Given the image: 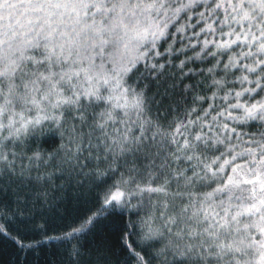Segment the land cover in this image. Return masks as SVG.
Here are the masks:
<instances>
[{
	"label": "trees",
	"instance_id": "obj_1",
	"mask_svg": "<svg viewBox=\"0 0 264 264\" xmlns=\"http://www.w3.org/2000/svg\"><path fill=\"white\" fill-rule=\"evenodd\" d=\"M73 2L74 0H0V72L7 71L10 74L3 81L0 109L10 99V84L18 85L16 93L20 96H23L26 91L32 96L47 95L49 94V83L55 84L64 73L79 72V77L72 76L71 83L80 91H87L92 87L91 82L86 79L90 73L84 71L89 69L90 61L83 57L89 56L98 49L86 50L87 43L83 38L85 34L91 38L93 33L90 26L94 22L97 27L101 26L103 18L97 13L96 8L73 11L70 7L55 9L46 6L50 3L71 4ZM85 2L96 3L97 6L99 3H105L111 7L112 3H121L124 0H110V2L109 0H85ZM128 2L140 5V8L135 11L139 16L141 28L149 24L155 27L159 22L160 27L164 24L168 25L166 31L176 33V29L182 26L185 31L177 34L183 37L182 41L177 40L173 43L172 38L165 36L157 42V50L164 52V56H153L148 63L165 65L158 76H149L142 61L138 65L139 71L124 78L126 81L124 87L131 86L137 92L142 90L149 100L145 114L140 118V123L145 120L152 121L151 125H145L146 135L149 137L146 143L150 145V155L149 159H145L143 153L138 158L125 154V158L117 161L120 165L117 177L120 174H123L124 179H128L129 175L135 176L136 173H130L129 169L136 168L141 175L137 176L135 184L130 185L131 191H135L138 184L141 186L146 184L150 174L154 179L157 176L160 177L153 185L158 186L167 178L161 173L168 168L167 162H170V171L174 178L170 181L169 192L185 193L177 199L176 203L180 204L183 201L181 204L183 207L199 201L205 207H210L212 218L199 224L195 220L188 222V230L199 233L197 237L185 236L181 239L167 231H157L152 239L142 240L144 231L139 225L156 211L154 205L157 196L153 194L149 199L148 194L136 195L131 198L129 207L122 212L116 211L102 216L94 225L85 228L83 233L77 234L78 240L73 239L71 244L61 243L59 237L67 225L82 226L80 221L85 209L95 210L99 206L104 190L112 182L109 174L97 176V173H105L108 168L107 163L100 162L106 155L103 149L112 142L113 138H119L128 127H131L132 133L139 135V123H131L137 120V116L135 113L124 116L123 112L116 109L118 115L115 122L107 120L106 116L102 119L99 114L111 110L110 105L104 101L82 98L83 107L80 112L73 109L72 116H66L67 127L70 129L75 125L78 132L82 131L86 137L90 135L91 148H89L88 138H85L83 141L85 150L83 153H76L75 145L69 140V134L65 132L61 139L55 123L51 121L44 122L43 131L39 135L33 136L21 132L18 139L10 136L9 133L19 127V123L16 122L19 118L15 114L21 111V106L13 100L7 105L8 111L0 116V124L7 126L11 122L13 125L0 130V152L6 154L14 165V168L7 164L0 167V206L4 209L0 212V217H2L0 223L6 224L9 231V234L0 235V264H135L129 249L125 247L124 233L132 231L126 229L125 226L130 221L135 222L137 227L133 231L131 240L127 242L134 241L138 244L136 251L150 259L151 264H207V261L211 264H262L260 255L264 250L260 249L259 242L264 241V236L261 235L259 228L264 227V222L260 220V216L264 213L240 217L242 223L233 224L230 228H224L221 225L227 219L224 215L225 210L229 215H235L237 211L250 206L247 197H250L253 186L259 194V184L256 183L258 177L252 174V169L255 168L257 173L264 171V166L253 163L254 157L262 158L261 146H264V137L261 134L264 133V121L258 119L244 121L243 114L238 110H232V115L237 116V120L225 121L224 117H217L213 123L212 117L216 116L217 112L224 111L230 103H256L264 97V92H260L259 96L255 93L251 96L245 94L239 101L232 96H229L227 101L223 99L229 92H240L244 88L255 86L254 83L241 84L240 77L247 75L248 79L254 82L259 75V72L257 74L246 73L241 70L242 65L247 64L249 67H254V62L264 59V56L256 53V49L260 47L257 42H253L254 47L233 45L227 50H217L209 45L208 49L201 51L205 40L222 43L229 39L227 35H221V30L223 33L245 31L249 21H241L244 27L235 22L224 23L225 20H230L231 16L240 19L231 7H226L229 3H239L240 0H215V3L223 2L225 7L217 9L210 19L201 22L199 26H196V22L200 20L198 13L208 12L215 8L213 0H207V3L205 0H200V4L195 6L197 15L190 21L189 18L193 17L191 9H185L178 15L175 14V9L180 7L178 0H128ZM184 2L187 3L188 0ZM260 2L261 0H244V3L249 6ZM6 4L16 5V7H7ZM29 5H45V7L33 11ZM149 5H155V7L149 8ZM144 9L147 11H143ZM126 11H131V9H126ZM244 11H249V7H245ZM253 11L259 13L260 10L256 8ZM117 12H120L119 8ZM260 19L264 17L257 16V22L253 27L256 35H259L258 21ZM189 24L194 27H189ZM208 24H212L216 29L215 34L201 33L198 37L194 35V32H200V29L206 28ZM85 25L89 27L85 28ZM52 29L55 31L53 32ZM104 38H108L107 34ZM235 38V35L231 37V39ZM189 43L193 45L192 48L186 47ZM82 44L83 47H81ZM170 45L175 51L165 52L164 50ZM120 51H123L122 47ZM209 51L218 52V55L213 58L208 55ZM248 51H252L254 55L240 60L237 67L225 69V65L230 61L235 62L238 54ZM113 52L114 49L110 48L109 53ZM50 53L52 54L51 62L45 61L44 57ZM197 54L201 57L200 59L195 58ZM28 57L31 59H27ZM65 57L67 60L64 59ZM187 57H193V59L189 60ZM116 58L118 61V54ZM37 60L41 61L43 66L37 65L35 63ZM93 60L97 66L105 60L108 61L104 64L105 69L119 67L118 63H113V57L110 55L95 56ZM182 60L185 61L183 72L177 67ZM217 60H222L223 63L217 64ZM13 61H16L24 71L17 69L12 74L11 70L15 67ZM209 69L212 71L209 72ZM50 73H55L50 81L38 79L39 75L48 76ZM183 73H188V76L185 77ZM30 81L35 82V85L29 83ZM214 81L223 83L216 85ZM26 83L28 89L24 87ZM62 85L55 91L67 92L68 85L63 82ZM186 85H192L191 89L185 91ZM34 89H39V91ZM101 94L107 97L108 92L101 90ZM201 96L206 99H196ZM252 96H256V99L253 100ZM62 98L64 97L52 94L50 102H42L40 107L49 115H59L64 108L53 109L51 104ZM210 104L215 107L214 111L209 109ZM30 107L24 109L29 119L37 115L35 110L29 111ZM192 108H196L197 111L192 116H188L187 112ZM204 110L210 112L207 118L201 119L200 124L189 125L186 130H182L184 137L191 140L193 148L178 151L177 145L170 142L172 132L181 123L187 124L189 120H194L197 116L203 117ZM45 111L39 114L43 115ZM80 115L86 118V124H82L79 119ZM73 117L76 118L73 119ZM105 121H107L105 128L108 134L107 140L104 139L100 130L93 133L90 127L95 123ZM169 122H172L171 127H169ZM225 122L229 128H235L240 135L227 139L223 131ZM153 133L157 135L153 137ZM196 136H202L203 139L198 141L195 139ZM4 137L7 139H3ZM217 139L224 140V143H216ZM184 142L185 139H179L180 145ZM61 145L67 147H61ZM57 150L58 154L55 158L49 159V154ZM69 150L79 156V162L73 159L71 164L64 165L65 170L61 172L60 162ZM37 151L42 154L43 159L29 160V157ZM157 152L159 155H156ZM229 152L232 156H236V160L231 167H225L228 176H235L238 181L253 180L254 185L240 184L238 188L232 187L227 194L213 193V189L221 186V181L227 182L228 176L219 174L215 178L201 179L200 177H204V166L210 164L221 153H224V159H231ZM90 153L93 158L86 159ZM238 153L243 155H237ZM176 156L180 159L176 160ZM188 156H192L193 159L189 161ZM221 164L223 160L218 161L214 167ZM237 164L243 169L238 176L232 172V168H235ZM81 165L86 166L81 168ZM161 165H165V169H162ZM178 171L183 173V177L177 175ZM194 173L197 175L194 176ZM36 177H43V179L37 180ZM185 177L192 178L191 184ZM101 180L107 183L101 184ZM188 193H191V200ZM206 193H213V195L206 199ZM195 211L196 207H193L188 215ZM216 213L219 215L217 216ZM249 224L253 227L245 229L244 226ZM39 225H46V227ZM184 226L183 223L180 224V228ZM160 227V222L154 224L156 230H160ZM237 228L240 231H237ZM205 229L213 235H209ZM176 231L179 229L173 228V232ZM21 240L23 245L20 243ZM240 240L244 243L240 244ZM252 241L257 242L249 247ZM209 244L212 245V250L219 255L208 256L205 261L199 254L206 255ZM189 245L194 247V251L184 255ZM218 245H231L233 249L240 247L241 251H229L227 247L221 248ZM77 246L80 255H70V251Z\"/></svg>",
	"mask_w": 264,
	"mask_h": 264
},
{
	"label": "snow or ice",
	"instance_id": "obj_2",
	"mask_svg": "<svg viewBox=\"0 0 264 264\" xmlns=\"http://www.w3.org/2000/svg\"><path fill=\"white\" fill-rule=\"evenodd\" d=\"M178 3L180 4V7H177L175 9L176 15H178L185 9L193 10V17H190L189 21L197 15V13L195 12V6L200 4V0H188L187 3H185L184 0H178ZM205 3H207V0H205ZM213 3H215V0H213ZM5 6L11 8L16 7V5L10 4H6ZM46 6L55 9H59L61 7H70L73 11L77 9H89L90 7L96 8L97 13L100 14L103 18V24L101 26L97 27L95 22L92 26H90L93 36L90 38L87 34H85L83 38L85 43H87L86 50L98 49L97 51L91 53L89 56L83 57L90 61L89 69H86L84 71L90 73L89 75H87L86 79L91 82L92 87L87 91H80L76 88L74 84L71 83L72 76L79 77V72H74L72 74L64 73L60 76V79L57 80L55 84L49 83V94L47 95L32 96L26 91L23 96H20L16 93V88L18 87V85L10 84V99H8L6 101L5 106L0 109V114H4L8 111L7 105L11 104L13 100H15L17 105L21 106V111L15 114L19 118L16 121L17 123H19V127H16L14 131H11L9 133L10 136L18 139L21 132L33 136L39 135L43 131L44 122L51 121L55 123L56 130L59 132L61 139L63 138L64 133L67 132L69 134L70 142L75 145L76 153H83V151L85 150L83 147V141L85 138H88L89 148H91V137L90 135L86 137V134L82 131L78 132L75 125H73L69 129L67 127L68 121L66 119V116H72L73 109H75L77 112H80L83 107L82 98L84 97H87L89 100L104 101L107 105H110L111 110L101 112L99 114L102 119L106 116L107 120H112L113 122H115L116 116L118 115L115 110L119 109L121 112H123L124 116H129L131 113H135L137 116V120L132 121L131 123H139L140 125L138 128V131L140 133L139 135L132 133L131 127H128L120 135L119 138H113L112 142L108 144L105 149H103L106 155L104 159L100 162L107 163L108 168L105 170V173H97V176H104L105 174H109V178L112 182L108 184L107 188L104 190L103 197L102 199H100L99 206L96 207L95 210H93L92 208L85 209L84 215L80 221L82 226L78 227L74 225H67L65 231L59 237L60 242L71 244V241L73 239L78 240L79 237L77 234L83 233L85 228H89V226L94 225L97 220L100 219L102 216H105L106 214L110 215L116 211L122 212L124 209L129 207L132 197H135L136 195L143 196L144 194H148L149 199H151V196L155 194L157 196V201L154 205L156 211L152 215L144 219L139 225L140 228L144 231L142 240L152 239V237L157 234V231H167L168 233L173 234L181 239L185 236H199V233L188 230V222L195 220L196 223L199 224L202 221H208L209 219H211L212 217L210 207H205V205L199 201H197L196 204L189 203L188 205L183 207H181L183 201H181L180 204L176 203L177 199L179 197H182L185 193L169 192V188L171 186L170 181L174 178L171 175L170 162H167L168 168L161 173V175H164L167 178L164 179L158 186L153 185L156 184V181L160 179V177L157 176L154 179L150 174L146 184H144L143 186L138 184L135 191H131L130 185L135 184L137 176L141 175V173H139L136 168L129 169L130 173H136L135 176L129 175L128 179H124L123 174H120L117 177V173L120 172V165L117 163V161L121 158H125V154H130L138 158L139 155L143 153L145 159H149L150 155V145L149 143H146V141L149 140V137L146 135L145 125H151L152 121L145 120L143 121V123H140V118L144 116L146 106L149 103V100L142 90L137 92L131 86L124 87V84L126 83L124 78L126 76L130 77L131 74L139 71L138 65L142 61L144 62V67L148 72L149 76H158L160 70L163 69L165 65L148 63V61L152 59L153 56H164V52L157 50V42L161 41L162 38H164L165 36L172 38L173 43H176L177 40L182 41L183 37L177 36V34L184 32L185 28L182 26L176 29V33H172L170 31H166V29L168 28L167 24H164L163 27H160L159 22L156 23L155 27L149 24L146 27L141 28L139 16L135 11V9L140 8V5L138 3H130L128 2V0H124V2L121 3H112L111 7H108L105 3H99V6H97L96 3L90 4L88 2H85V0H74V2L71 4L50 3ZM29 7L33 11H36L42 7H45V5H29ZM148 7L152 8L155 7V5H149ZM161 7H164V5H161ZM221 7H225L223 2L215 3V8H213L211 11L198 13V15L200 16V20L196 22V26H199L201 22L210 19L216 13V10L220 9ZM226 7H231L233 9V12H235L236 15L240 16V19H236V16H231V19L225 20L224 23L228 24L235 22L236 24H241V21H249L250 23L246 26L245 31L242 33H223V31L221 30V35H227L229 39L222 43H216L214 40H205L203 42V46L201 47V51L203 52L205 49H208L209 45H212L217 50H227L231 49L233 45L254 47L253 42H257L260 44V47L256 49V53L260 54L261 56H264V19H260L258 21L260 26L259 35H256L253 32V27L257 22V16L264 17V0H261L259 4L253 3L250 6L245 4L244 0H240L239 3H229ZM245 7H249V11H244ZM117 8L120 9V12H117ZM256 8H259V13L253 11ZM126 9H131V11H126ZM143 11L146 12L147 9H144ZM77 23H79V20H77ZM188 26L194 27L190 24ZM241 26L244 27L243 24H241ZM88 27V25H85V28ZM52 31L54 32L55 29H52ZM81 31H83V29ZM215 32L216 29L213 27V25L208 24L206 28H201L200 32H194V35L197 37L200 36L201 33L213 35L215 34ZM105 34H107L108 38H104ZM61 35H65V33H61ZM77 35H79V33H77ZM233 35H235V39H231ZM197 44H199V41H197ZM83 46L84 45L82 44L81 47ZM121 47L123 48L122 52L120 51ZM186 47L192 48L193 45L189 43L188 45H186ZM110 48L114 49L113 53H109ZM164 51L170 53L172 51H175V49H173L170 45L169 48L165 49ZM79 54V51H77V55ZM117 54L118 61L116 58ZM51 55L52 54L50 53L49 55L45 56L44 60L51 62ZM69 55H71V53H69ZM108 55L113 57V63H118L119 67L114 69H105L104 64L108 62L106 60L99 66L95 65L93 57H105ZM208 55H211L213 58H215L218 55V52L209 51ZM253 55L254 53L252 51L238 54L235 62L230 61L229 64L225 65V69L229 67H237L240 60L250 58ZM187 58L189 60L193 59V57ZM195 58L200 59L201 57L199 56V54H197ZM27 59H31V57H28ZM64 59L67 60V57H65ZM12 63L15 64V67L11 70L12 74H14L17 69H19L21 72L24 71L22 68H20V65L17 64L16 61H13ZM35 63L37 65L43 66V63L39 60L35 61ZM220 63H223V61L217 60V64ZM254 63V67H249L247 64H243L241 70L245 71L246 73L253 74H257L259 72L257 79L253 82L248 79L247 75H244L240 77L239 80L241 84L247 82L249 84L254 83L255 86L251 88H244L243 91L240 92H229L223 97L225 101L229 99V96H232L237 101H239L241 97L245 96V94L251 96L252 93H255L256 96H259L260 92H264V59H260ZM184 66L185 61L183 60L180 61L179 65H177V67H179L182 72ZM208 71L211 72L212 69H209ZM9 75V72L7 71L0 72V95L3 94V81ZM53 75H55V73H50L48 76L39 75L38 79L42 81H50ZM183 75L186 77L188 76V73H183ZM62 82L68 85L67 92H56L55 89L63 86ZM29 83L35 85V82L30 81ZM213 83L216 85H222L223 82L214 81ZM24 87L25 89H28V84H24ZM191 87L192 85H186L185 91L190 90ZM34 90L39 91V89ZM101 90L108 92L107 97L101 94ZM52 94L64 97L62 99H58L56 103L51 104V107L53 109H60L61 107L64 108V111H61L59 115H49L46 113L45 110H42L40 107L42 102H50V96ZM256 96H252V99L255 100ZM196 99L205 100L206 98L201 96L197 97ZM29 106H31L29 111L35 110L37 112V115L32 116L30 119L24 113V109L28 108ZM209 109H212L214 111L215 107L210 104ZM232 110H238L239 112H241L243 114L244 121H247L249 119H258L264 121V97H261L259 100L256 101V103H230L224 111H219L217 112L216 116L212 117V122L214 123L217 117H224L225 121L237 120L238 117L232 115ZM42 111H45V114H39ZM196 111V108H192L187 112V115L192 116L196 113ZM209 115L210 112L208 110H204L203 117L197 116L196 119L189 120L187 124L181 123L176 126V128L172 132V140L170 142L177 145L178 151L191 150L193 148L191 140H188L184 137L182 130H186L189 125L200 124L201 119L207 118ZM75 118L76 117H73V119ZM79 119L81 120L82 124L87 123V120L83 115H80ZM121 122L123 123L124 121ZM12 126L13 125L11 122L7 126L4 124H0V130L10 128ZM171 126L172 122H169V127ZM90 127L92 128L93 133L96 130H100L104 135V139H108V134L107 132H105V128L107 127V121L103 123H95ZM223 131L227 139H231L233 136L240 135L236 132L235 128H229L226 122L223 125ZM155 135H157V133H153V137H155ZM261 135L262 137H264V133H262ZM3 139H7V137H4ZM179 139H185L183 145L179 144ZM195 139L199 141L203 139V137L196 136ZM216 143L223 144L224 140L217 139ZM61 147L67 146L61 145ZM249 152L251 153V150H249ZM57 154L58 150L49 154V159H54ZM156 155H159V152H157ZM228 155L231 156V159H224V153H221L219 156L213 159L210 164H206L203 169L204 177L200 178H215L219 174L228 176V173L225 172V167H231L236 160V156H232L231 152H229ZM237 155L243 154L238 153ZM261 157L262 158L260 159H256L254 157L253 163L258 166H264V146H261ZM92 158L93 157L91 156V153L88 157H86V159L89 160H91ZM32 159L42 160L43 157L42 154L37 151L33 153L32 157H29V160ZM73 159L79 162L78 155H74L70 150L67 151L64 159H62L60 162L59 170L63 172L65 170L64 165L71 164ZM96 159H99V157H96ZM175 159L179 160L180 157L176 156ZM187 159L191 161L193 157L188 156ZM220 160H223V164L219 165L218 167H214L218 164V161ZM44 162L47 163V161ZM5 164L10 166L11 168H14V165L8 159V156L3 152H0V167H4ZM85 166L86 165H81V168ZM161 168L165 169V165H161ZM242 170V166L239 164H237L235 168H232V172L236 174V176H238L239 172ZM252 174L258 177L256 183L259 184V194H257L256 187L253 186L251 189L250 197H247L250 203L249 207L244 208L241 211H237L235 215H229L228 211L225 210L224 215L225 217H227V219L224 220V223L221 225V227L230 228L233 224L239 225L240 223H242L240 217H250L257 213H264V171L257 173L255 168H253ZM177 175L183 177L182 172L178 171ZM195 175L197 174L194 173V176ZM36 179L40 180L43 179V177H36ZM185 179L188 181L189 184H191V177H185ZM100 183L105 184L107 183V181L101 180ZM220 183L221 186L213 189V193L227 194V192L230 191L232 187L238 188L240 187V184L254 185L253 180L238 181L235 176H228L227 182L221 181ZM213 193H206V199L210 198ZM97 195L99 198V194ZM170 196L171 199H169ZM188 196L191 200V193H188ZM193 207H196V211L192 212L191 215H188ZM3 211V207L0 206V212ZM216 215L218 216L219 213H216ZM0 219H2V217H0ZM260 220L264 222V214L260 216ZM157 222H160L161 224L160 230H156L154 228V224ZM181 223L185 225L184 228H180ZM39 226L46 227V225ZM125 227L126 229L132 230L125 231L124 237L126 240L125 247L129 249V253L131 257L134 258L135 264H151L150 259L146 258L145 255H141V252L136 251V248L139 247L138 244H136L134 241L132 243L127 242L131 240V236L133 234V231L136 229L137 224L135 222L130 221L128 224H126ZM244 227L245 229H247L253 227V225L249 224L245 225ZM173 228H178L179 231L173 232ZM236 230L240 231L239 228H237ZM259 231L261 235L264 236V227H260ZM205 232H207L209 235H213V233H211L208 229H205ZM4 234H9L8 227L6 224L0 223V235ZM256 242L257 241H252L249 247H251ZM20 243L21 245H23L22 240L20 241ZM239 243L243 244L244 241L240 240ZM218 246L221 248L227 247L229 251H241L240 247H236L233 249L231 245ZM259 247L260 249L264 250V241L259 242ZM208 249L209 250L206 255H204L203 253L199 254L201 255V258L205 261H207L208 256L219 255L218 253H215L214 250H212L211 244L208 245ZM141 251H143V249H141ZM193 251L194 247L189 245L187 246L184 255H188ZM70 255H80L78 246L70 251ZM260 260L262 264H264V251L261 252ZM207 264H211V262L207 261Z\"/></svg>",
	"mask_w": 264,
	"mask_h": 264
},
{
	"label": "rangeland",
	"instance_id": "obj_3",
	"mask_svg": "<svg viewBox=\"0 0 264 264\" xmlns=\"http://www.w3.org/2000/svg\"><path fill=\"white\" fill-rule=\"evenodd\" d=\"M1 109H2V108H1ZM0 116H1V114H0ZM0 119H1V118H0ZM0 121H1V120H0ZM9 124H10V122H9ZM9 124H8V125H9Z\"/></svg>",
	"mask_w": 264,
	"mask_h": 264
}]
</instances>
